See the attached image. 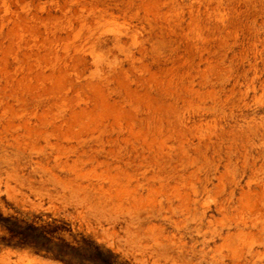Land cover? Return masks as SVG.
Masks as SVG:
<instances>
[{
    "label": "rangeland",
    "instance_id": "rangeland-1",
    "mask_svg": "<svg viewBox=\"0 0 264 264\" xmlns=\"http://www.w3.org/2000/svg\"><path fill=\"white\" fill-rule=\"evenodd\" d=\"M0 216L52 248L0 264H264V0H0Z\"/></svg>",
    "mask_w": 264,
    "mask_h": 264
},
{
    "label": "trees",
    "instance_id": "trees-1",
    "mask_svg": "<svg viewBox=\"0 0 264 264\" xmlns=\"http://www.w3.org/2000/svg\"><path fill=\"white\" fill-rule=\"evenodd\" d=\"M0 223L9 231L12 237L19 240V243H33L38 248L52 250L45 243L50 238L44 227L30 223L24 224L13 217L0 216ZM53 251L56 257L74 264H112L107 258L111 254L110 251L104 253L98 245H93L85 239L78 246L69 243L59 244V247L54 248Z\"/></svg>",
    "mask_w": 264,
    "mask_h": 264
}]
</instances>
